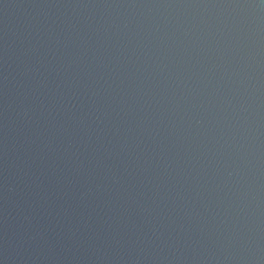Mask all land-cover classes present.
<instances>
[{"label": "clouds", "instance_id": "1", "mask_svg": "<svg viewBox=\"0 0 264 264\" xmlns=\"http://www.w3.org/2000/svg\"><path fill=\"white\" fill-rule=\"evenodd\" d=\"M89 6L73 5V7ZM91 6L192 10L188 15L170 14L162 21L144 25L142 31L145 35H141L140 21L133 28L131 22L127 20L122 25H109L104 28V32L111 30L118 38L121 33L123 34L124 39H118L111 44V48L121 53L120 56H112L116 64L128 63L131 61V55H136L139 61L140 57L136 49L144 54V60L140 65L132 61L136 66L133 76L140 81L135 89L137 96L143 100V104L139 106L140 110L146 114L151 112L154 116L162 111L161 105L164 104L163 111L170 112L171 117L168 123L160 120L159 124H164L165 130L170 127L172 132L177 133L187 125V131L194 130L192 139L203 145L202 154L205 155L207 163L202 164V167L208 168L212 173L204 181L205 191L208 192L209 197L215 194L217 203L215 209L204 207V212L212 217L215 225L214 229H209L206 221L200 223L198 231L201 237L207 236L212 244L218 247L219 251L224 254V261H234L236 264H264V195H262L264 183L261 182L264 180V0H202L196 3ZM97 23L100 22L97 21ZM101 27L103 28V25ZM93 36L97 41H102L100 29H96ZM92 38L87 34L80 36L77 33L76 39L80 41L77 47L83 51L72 53L66 60L57 55V50L47 47V42L38 39L37 43L30 44L29 52L38 53L40 47L43 46L51 53L52 58L47 63L40 64L39 67L34 64L25 65L22 75L31 77L37 81V84L24 91V99L20 101L19 111L14 107L15 100L10 101L8 95H5L4 157L6 171L9 163V131L15 128L17 122L33 128L34 125L40 124V117H44L52 135L57 132L69 135L64 151L71 152L72 157L75 158L72 161L74 165L72 172L79 174L81 170H84L86 160L87 164H91L93 168L103 169L100 182H96V177L89 174V179L86 180L85 185L81 186L83 189L80 192L81 200L95 193L111 192L112 188L117 185L119 186L118 192H123L133 203L137 201L138 196H145V189L154 193L150 202L145 200L143 204H137V215L143 224L150 225L148 231H138L136 222L131 221V229L137 230L134 231L135 239L130 238L129 241H124L123 237L114 231L111 234V241L121 247L125 243H130L134 250L138 249L141 253L146 252L153 245H155L154 252L157 249L163 251L162 245H166L173 259H181L183 248L175 247L169 241L180 244L182 234L188 231L185 225L179 224L178 230H173L176 234L169 232L168 238L164 239L161 231L163 226L152 224L145 218V214L151 215L156 208L160 207L157 196L164 185L155 183V178H146L147 183L142 180L139 191L133 192L137 186L129 187L125 184V177L133 176L134 170L128 167L124 157L139 164L140 154L146 151L141 147L143 143L141 139L134 140L132 144L129 143L130 134L134 133L135 129L129 126L121 132V128L113 123L112 127L118 134L119 147L112 144L111 140L107 144L101 142L99 147L92 148L88 154L90 158L81 159L83 152L90 147L91 132H95L96 140L101 141L105 134L104 128L101 127L104 120L106 118L115 120L116 117L124 120L131 110V106L127 109L120 107L119 111L112 108L113 103L127 104L124 98L127 93L122 87L123 79L114 88L115 81L110 83L103 71L96 76L92 75L90 71L92 68L99 69L101 65L107 68L101 58V44L93 47ZM68 43V39L63 41L57 39L56 49H59L61 45L66 48ZM72 43H75V40ZM129 44H133V52L128 55L127 60H124L123 56ZM103 46L107 47V44L103 43ZM56 61H60L58 73L62 77L66 74L67 78H61L53 88L47 83L46 73L49 66ZM78 61L81 62L78 63ZM73 65H76L79 71H76ZM149 66L152 67L151 72L148 70ZM42 68L44 71H41ZM82 73L92 80V84L87 85L85 93L88 97L87 101L79 91L82 85ZM112 75L115 76V72ZM8 77L9 73L5 69V87L9 83ZM145 84L148 85L147 90L144 88ZM65 86L71 91V95L64 91ZM141 93L143 95H140ZM104 96L108 97V108H112L115 117L103 105L97 107L98 101ZM73 97H77L82 103H88L90 111L78 113ZM168 104L172 105L170 109L166 107ZM58 105L70 113V119L74 124L83 126L91 120L96 125L95 128L89 126L86 129L88 140L81 139L73 142L65 123L58 119V114L61 112V107ZM145 121L151 123L148 115H145L137 126H142ZM159 124L154 131L148 132L153 139L161 131ZM209 133H211L210 139ZM39 136L40 134H37L38 139ZM26 143L31 145L36 143V140L28 137ZM175 143L176 141H173V145ZM38 147L41 152L57 150L51 139H41ZM136 149L140 152L133 155ZM106 158L119 160L124 165L123 168L117 169L106 164ZM194 159L198 160V158ZM145 163L151 166V160L148 157H145ZM171 164L170 158L156 162V166L162 167L168 174H171L169 171ZM29 172L25 175H29ZM60 172L63 173L64 169L61 168ZM30 179L41 189L36 193L38 199H49V193L43 186L41 175L31 173ZM149 185L152 187L150 188ZM10 190L14 189L9 188L6 176L5 193ZM166 191L169 196L173 192L179 195V189L175 185ZM196 194L203 198L204 193L199 189ZM181 199H183L182 196ZM5 200L7 204V196ZM184 216L196 219L197 222L203 219L199 213L189 212L186 209ZM111 220L112 218L109 217L105 221L109 228L112 226ZM24 222L31 231L26 230L21 240L17 241L15 232L9 236L8 219L5 217L4 254L0 256V264H10V261L15 259L13 253L18 244H31L38 240L47 241L48 228L39 225L35 210L23 216L21 223ZM83 223L91 227L87 224V220ZM78 232L79 228L72 231V236H77ZM212 236H215L214 240ZM183 243L187 244L189 241L184 240ZM191 243L193 246L202 245V240L197 238ZM94 251L102 253L103 249L96 247ZM205 251L208 249L205 248ZM97 258L109 259L106 255H99ZM202 258L211 261L219 260L220 256L209 253L208 256ZM152 259H168V257L154 255Z\"/></svg>", "mask_w": 264, "mask_h": 264}, {"label": "water", "instance_id": "2", "mask_svg": "<svg viewBox=\"0 0 264 264\" xmlns=\"http://www.w3.org/2000/svg\"><path fill=\"white\" fill-rule=\"evenodd\" d=\"M196 2H202V0H0V256L4 254L5 217L8 219V234L11 236L15 232L17 241L21 240L26 230L31 231L27 223L22 224L21 221L24 215L33 210L39 218V225L48 228L47 241L38 240L31 244H18L13 253L15 259L10 261V264H236L234 261H224V254L219 251L218 247L212 244L207 236L201 237V233L198 231L200 223L205 221L209 229H214L215 221L204 212V207L215 209L217 203L215 194L209 197L208 192L205 191L204 181L212 173L208 168L202 167V164L207 163L205 155L202 154L203 145L192 139L194 130L187 131V125L177 133L172 132L170 127L165 130L164 124H159L160 120L168 123L171 117L170 112L163 111L164 104L161 105L162 111L154 116L151 112L146 114L140 110L139 106L143 104V100L137 96L135 91L136 85L140 81L133 76L136 66L132 61H135L136 65H140L144 60V54L136 49L140 57V60L137 61L136 55H131L133 44H129L123 59L127 60L128 55H131V61L116 64L112 60V56H120L121 53L111 48V44L118 39H124L123 34L121 33L118 38L111 30L107 33L104 32V28L109 25H122L127 20L131 22L133 28L140 21L141 35H145L142 31L144 25L162 21L170 14L188 15L192 10L91 6ZM73 5L90 6L73 7ZM97 21L100 23L98 24ZM96 29H100L102 41H97L93 36ZM77 33L80 36H85V34L92 36L93 47L101 44V58L107 68L104 65H101L99 69L92 68L90 69L92 75L96 76L100 71H103L110 83L115 81L114 88L120 84L121 79L124 80L122 87L127 93L124 97L127 104L116 105L113 103L112 108L119 111L120 107L127 109L131 106V110L124 120L119 117H116L115 120L107 118L104 120L101 127L104 128L105 134L101 141L96 140L95 132L90 133L92 136V140L89 141L90 147L83 152L81 159L90 158L88 154L92 148L99 147L101 142L107 144L111 140L112 144L119 147L118 134L112 127L113 123L116 124V127L121 128V132L126 127H133L135 132L130 134L129 143L132 144L134 140L141 139L143 141L141 147L146 151L140 154L139 164L129 161L126 156L124 157L128 167L134 170L133 176L125 177V184L129 187L136 185L137 188L133 189V192L139 191L142 180L147 183V179L155 178V183L164 185L157 196L160 207L156 208L151 215L145 214V218L152 224L163 226L161 231L164 239L168 238L169 232L175 235L176 232L173 230H178L179 224L185 225L188 231L186 234H182L181 243L176 244L175 241H169L173 246L183 248L181 259H173L166 245H162L163 251L157 249L154 252L155 245H153L146 252L141 253L138 249L134 250L130 243H125L121 247L111 241V234L114 231L118 232L124 241H129L130 238L135 239L134 231H148L150 225L143 224L137 215V204H143L145 200L150 202L154 193L145 189V196H138L137 201L133 203L123 192H118L119 186L117 185L112 188L111 192L95 193L85 200H81L80 192L83 190L81 186L85 185L89 174L96 177V182H100V178L103 177V169L93 168L91 164H87L86 160L84 170H81L79 174L72 172L74 167L72 161L75 158L72 157L71 152L64 151L69 135L64 132L52 135L44 117H40V124L34 125L33 128H28L17 122L15 128L9 131V163L6 171L4 157L5 95H8L10 101L15 100L14 107L19 111L20 101L24 99V91L37 84L36 80L22 75L25 65L34 64L39 67L40 64H45L52 58L51 53L43 46L40 47L38 53L29 52L30 44L37 43L38 39L47 42V47L57 50V55L66 60L72 53L83 51L77 47L80 44V41L76 39ZM57 39L61 41L68 39L67 47L64 48L61 45L59 49H56ZM73 40L75 43H72ZM103 43H106L107 47H104ZM38 60L39 63H37ZM80 62L78 61V63ZM59 64L60 61L52 63L46 73L47 83L53 88L61 78H67L66 74L62 77L58 73ZM73 68L79 71L76 65H73ZM5 69L9 73L7 87L4 82ZM148 70L151 72L152 67L149 66ZM41 71L44 69L42 68ZM113 72H115V76L112 75ZM81 79L80 95L84 96V100L87 101L88 97L85 93L87 85H91L92 80L83 73ZM144 88L147 90L148 85L145 84ZM64 91L68 95L72 94L66 86ZM73 103L76 105L78 113L90 111L89 104L82 103L77 97H73ZM108 104V97L104 96L98 101L97 107L103 105L115 117V112H112V108H108ZM58 107L61 106L58 105ZM166 107L170 109L172 105L168 104ZM37 114L39 115L38 105ZM121 115L123 116V113ZM145 115L149 116L151 123L145 121L142 126L138 127L137 124ZM58 119L65 123L74 143L81 139L88 140L86 129L89 126L96 127L91 120H88L83 126L74 124L70 119V113L63 110L62 107ZM158 124L161 131L153 139L148 135V132L154 131ZM37 134H40L39 139ZM28 137L35 139L36 143L28 145L26 143ZM210 137L211 133H209V139ZM41 139H51L57 150L41 152L38 147ZM173 141H176L175 145H173ZM139 152L140 150L136 149L133 155ZM145 157L151 160V166L145 163ZM164 158H170L172 161L169 169L171 174L166 173L162 167L156 166V162ZM194 158H198V160ZM105 163L117 169H122L124 166L119 160L111 158H106ZM61 168L64 169L63 173L60 172ZM26 172H29V175H25ZM31 173L41 175L43 186L49 193V199H38L36 193L41 189L32 183ZM6 176L9 188L14 189L7 193H5ZM261 182L264 183V180ZM173 185L179 189V195L173 192L169 196L166 189L170 190ZM149 187L151 188L152 185ZM197 189L204 193L203 198L197 196ZM65 209H67V213H65ZM185 209L189 212L199 213L203 219L197 222L196 219L185 217ZM221 210H223L222 206ZM109 217L112 218L111 228L105 223ZM84 220H87V224L91 227L85 226ZM131 221L136 222L137 230L131 229ZM33 224L35 225L36 222L34 221ZM77 228H79V232L77 236L73 237L72 231ZM197 238L202 240V245L193 246L191 242ZM214 239L215 236H212V240ZM184 240H188L189 243H183ZM96 247L102 248L103 252H95L94 248ZM205 248L208 251H205ZM209 253L220 256V259L209 261L202 258L208 256ZM99 255H106L109 259H98ZM154 255L167 256L168 259L154 260L152 259Z\"/></svg>", "mask_w": 264, "mask_h": 264}]
</instances>
